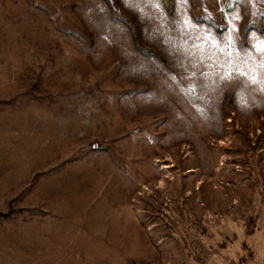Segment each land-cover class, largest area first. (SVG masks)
<instances>
[{
	"label": "rangeland",
	"instance_id": "374dc122",
	"mask_svg": "<svg viewBox=\"0 0 264 264\" xmlns=\"http://www.w3.org/2000/svg\"><path fill=\"white\" fill-rule=\"evenodd\" d=\"M0 264H264V0H0Z\"/></svg>",
	"mask_w": 264,
	"mask_h": 264
}]
</instances>
